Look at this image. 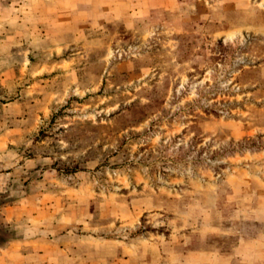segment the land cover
<instances>
[{
    "label": "rangeland",
    "instance_id": "374dc122",
    "mask_svg": "<svg viewBox=\"0 0 264 264\" xmlns=\"http://www.w3.org/2000/svg\"><path fill=\"white\" fill-rule=\"evenodd\" d=\"M0 264H264V0H0Z\"/></svg>",
    "mask_w": 264,
    "mask_h": 264
}]
</instances>
